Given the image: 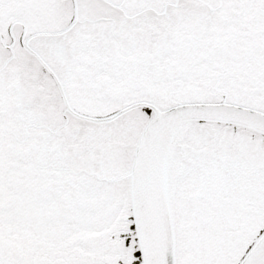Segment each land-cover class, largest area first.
Here are the masks:
<instances>
[{
    "label": "snow or ice",
    "instance_id": "6c2138e0",
    "mask_svg": "<svg viewBox=\"0 0 264 264\" xmlns=\"http://www.w3.org/2000/svg\"><path fill=\"white\" fill-rule=\"evenodd\" d=\"M0 264H264V0H0Z\"/></svg>",
    "mask_w": 264,
    "mask_h": 264
}]
</instances>
